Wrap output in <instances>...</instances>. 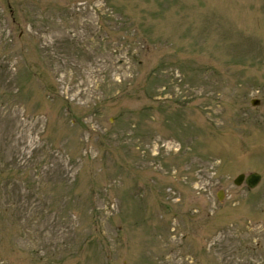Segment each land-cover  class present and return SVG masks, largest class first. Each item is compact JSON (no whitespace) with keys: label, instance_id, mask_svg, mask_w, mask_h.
Masks as SVG:
<instances>
[{"label":"rangeland","instance_id":"374dc122","mask_svg":"<svg viewBox=\"0 0 264 264\" xmlns=\"http://www.w3.org/2000/svg\"><path fill=\"white\" fill-rule=\"evenodd\" d=\"M0 264H264V0H0Z\"/></svg>","mask_w":264,"mask_h":264},{"label":"water","instance_id":"95a60500","mask_svg":"<svg viewBox=\"0 0 264 264\" xmlns=\"http://www.w3.org/2000/svg\"><path fill=\"white\" fill-rule=\"evenodd\" d=\"M243 179H244V176L243 175H240L235 181H234V184L236 185V186H239L241 183H242V181H243ZM259 181H260V177L258 176V175H256V174H252V175H250V176H248L247 178H246V185L250 188V189H252V188H255L256 186H257V184L259 183Z\"/></svg>","mask_w":264,"mask_h":264}]
</instances>
